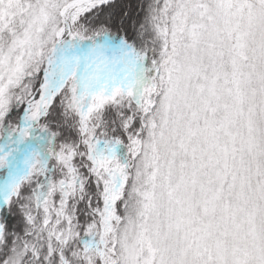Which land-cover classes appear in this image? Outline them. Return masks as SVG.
Segmentation results:
<instances>
[{
    "label": "snow or ice",
    "instance_id": "6c2138e0",
    "mask_svg": "<svg viewBox=\"0 0 264 264\" xmlns=\"http://www.w3.org/2000/svg\"><path fill=\"white\" fill-rule=\"evenodd\" d=\"M0 264H264V0H0Z\"/></svg>",
    "mask_w": 264,
    "mask_h": 264
}]
</instances>
